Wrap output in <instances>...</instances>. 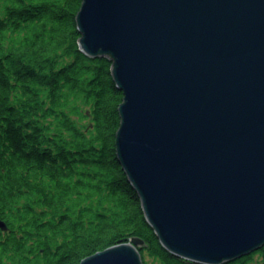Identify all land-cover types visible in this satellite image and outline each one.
<instances>
[{
	"label": "water",
	"instance_id": "1",
	"mask_svg": "<svg viewBox=\"0 0 264 264\" xmlns=\"http://www.w3.org/2000/svg\"><path fill=\"white\" fill-rule=\"evenodd\" d=\"M76 24L80 51L112 63L117 157L163 248L198 264L259 250L264 0H82ZM144 246L80 264H142Z\"/></svg>",
	"mask_w": 264,
	"mask_h": 264
},
{
	"label": "trees",
	"instance_id": "2",
	"mask_svg": "<svg viewBox=\"0 0 264 264\" xmlns=\"http://www.w3.org/2000/svg\"><path fill=\"white\" fill-rule=\"evenodd\" d=\"M81 4L0 0V264H80L134 237L142 264H198L163 248L120 165L123 94L80 51ZM226 264H264V245Z\"/></svg>",
	"mask_w": 264,
	"mask_h": 264
},
{
	"label": "rangeland",
	"instance_id": "3",
	"mask_svg": "<svg viewBox=\"0 0 264 264\" xmlns=\"http://www.w3.org/2000/svg\"><path fill=\"white\" fill-rule=\"evenodd\" d=\"M86 125H87V123H85ZM146 258V260L149 262V259L147 258V256L145 257Z\"/></svg>",
	"mask_w": 264,
	"mask_h": 264
},
{
	"label": "bare ground",
	"instance_id": "4",
	"mask_svg": "<svg viewBox=\"0 0 264 264\" xmlns=\"http://www.w3.org/2000/svg\"><path fill=\"white\" fill-rule=\"evenodd\" d=\"M1 222V221H0ZM6 227V226H5ZM126 243H128V242H126ZM141 262H142V259H141Z\"/></svg>",
	"mask_w": 264,
	"mask_h": 264
}]
</instances>
